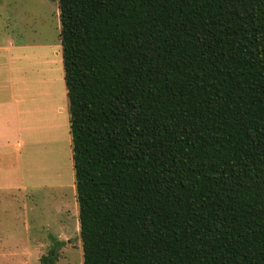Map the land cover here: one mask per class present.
Segmentation results:
<instances>
[{
	"label": "trees",
	"instance_id": "trees-1",
	"mask_svg": "<svg viewBox=\"0 0 264 264\" xmlns=\"http://www.w3.org/2000/svg\"><path fill=\"white\" fill-rule=\"evenodd\" d=\"M58 1L84 264H264V0Z\"/></svg>",
	"mask_w": 264,
	"mask_h": 264
},
{
	"label": "rangeland",
	"instance_id": "rangeland-1",
	"mask_svg": "<svg viewBox=\"0 0 264 264\" xmlns=\"http://www.w3.org/2000/svg\"><path fill=\"white\" fill-rule=\"evenodd\" d=\"M59 14L58 0H2L0 34L12 32L7 25L12 16L16 30L30 39L60 45ZM51 107L47 101L45 107L29 108L31 143L22 156L23 174L15 177L19 186L0 190V264H41L55 241L63 242L56 264H84L72 142H68L71 130ZM44 112L49 126L40 131L35 127Z\"/></svg>",
	"mask_w": 264,
	"mask_h": 264
},
{
	"label": "crops",
	"instance_id": "crops-1",
	"mask_svg": "<svg viewBox=\"0 0 264 264\" xmlns=\"http://www.w3.org/2000/svg\"><path fill=\"white\" fill-rule=\"evenodd\" d=\"M7 25L8 31L13 28L12 32L0 34V190L3 191L19 186L15 177L23 174L22 156L27 155L31 143L26 122L30 107H45L48 101L53 104L56 117L65 121L67 129L70 127L62 43L54 45L30 39L16 30L12 16L7 18ZM48 126L44 112L35 128L43 131ZM13 156H17L15 162Z\"/></svg>",
	"mask_w": 264,
	"mask_h": 264
}]
</instances>
